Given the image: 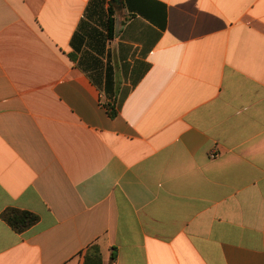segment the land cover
<instances>
[{"label": "crops", "instance_id": "obj_1", "mask_svg": "<svg viewBox=\"0 0 264 264\" xmlns=\"http://www.w3.org/2000/svg\"><path fill=\"white\" fill-rule=\"evenodd\" d=\"M94 244L264 264V0H0V264Z\"/></svg>", "mask_w": 264, "mask_h": 264}, {"label": "trees", "instance_id": "obj_2", "mask_svg": "<svg viewBox=\"0 0 264 264\" xmlns=\"http://www.w3.org/2000/svg\"><path fill=\"white\" fill-rule=\"evenodd\" d=\"M109 23H111V21ZM104 108L109 118H114L116 116L117 112L114 103L104 104ZM1 219L12 231L18 234L23 233L38 222L37 215L16 209L5 210L1 215ZM110 261H114V253H112ZM83 264H102L100 249L97 245L94 244L87 248L83 257Z\"/></svg>", "mask_w": 264, "mask_h": 264}, {"label": "built area", "instance_id": "obj_3", "mask_svg": "<svg viewBox=\"0 0 264 264\" xmlns=\"http://www.w3.org/2000/svg\"><path fill=\"white\" fill-rule=\"evenodd\" d=\"M215 156H216V154L213 153L210 155V158H214Z\"/></svg>", "mask_w": 264, "mask_h": 264}]
</instances>
